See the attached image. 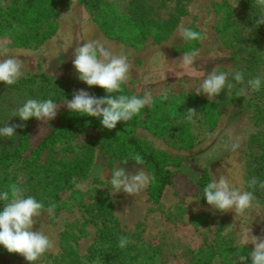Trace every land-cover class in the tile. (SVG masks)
<instances>
[{
	"label": "trees",
	"instance_id": "1",
	"mask_svg": "<svg viewBox=\"0 0 264 264\" xmlns=\"http://www.w3.org/2000/svg\"><path fill=\"white\" fill-rule=\"evenodd\" d=\"M60 1L0 0V36H5L10 45L16 47L41 43L57 29ZM150 1L128 0L125 9L118 11L115 2L110 0H78L103 35L137 50L166 40L179 19L186 14L185 7L190 0H154L161 7L169 4L163 18H153L145 11L152 7ZM217 13L216 33L224 47L233 52L237 70L244 73L245 81L258 75L264 77V24L256 25L260 9L253 6V0H237L235 7L222 0L217 6ZM189 47L188 43H184L179 49L187 51ZM230 81L235 84L232 76ZM121 87L122 92L113 95L130 96L124 86ZM242 87L246 88V84L226 89L213 101L194 94L154 97L151 106L141 109L138 116L127 123L118 122L115 129L108 130L103 128L101 119L72 113L65 105L79 90L101 98L107 96L104 89L89 87L79 79L53 80L43 73L20 77L13 85L0 86V127L5 124L25 125L17 128L13 137H0V170L5 172L18 163L25 180L17 181L14 176L3 175L0 179L1 191L12 183H18L25 190V197L36 198L45 208L54 204L56 211L60 206V193L72 188L73 179L77 182L86 176L94 148L97 147L108 157L120 161L140 154L144 161L140 166L154 177L145 188L146 201L156 205L164 188L172 184L170 168L179 167L185 160L151 148L135 136V125L141 123L151 135L170 140L178 149H189L215 128L220 110L228 103L241 109L250 126L245 179L247 190L251 191L248 188L250 178L255 176L264 182V84L260 91L246 88L245 95L237 97L236 92ZM29 98L52 99L58 105L56 117L50 121L36 118L21 121L19 117H12V113ZM190 108L197 112L191 121L186 119L187 109ZM36 123H43L45 129L37 133L34 128ZM209 182L207 169H200L193 192L199 204L208 205L203 198V188ZM93 194L92 202L82 210L83 220L59 234L61 254L54 264H169L163 244L144 241L139 233H125L112 214L107 194L98 190ZM254 197L264 206V190L257 187ZM87 223L94 228V237L85 253L80 255L77 241L87 236L82 230ZM121 236L134 243L120 249ZM250 252L245 247L222 241L217 246H203L187 252V264H240L239 256H247ZM2 256L14 259L17 254L8 253L0 245ZM245 264H251V259Z\"/></svg>",
	"mask_w": 264,
	"mask_h": 264
},
{
	"label": "rangeland",
	"instance_id": "2",
	"mask_svg": "<svg viewBox=\"0 0 264 264\" xmlns=\"http://www.w3.org/2000/svg\"><path fill=\"white\" fill-rule=\"evenodd\" d=\"M110 1L115 2L118 11H122L128 0ZM224 1L232 7L237 6V0ZM150 3L153 8L146 6L150 9L145 10L150 16L165 17L169 10L168 3L164 7L158 6L154 0ZM221 3L222 0H190L185 7L186 14L179 19L166 40L137 50L103 35L78 0H61L57 7V29L50 37L38 44L16 47L10 45L5 36H0V44L6 46L8 56L22 59L23 76L43 73L53 80L73 81L78 79V73L73 66L75 48L78 44L83 46V42L99 41L114 54L127 57L131 71L123 86L130 96L142 97L145 92H150L152 98L194 94L209 100L206 94H196L202 79L217 67L218 72L229 73L230 81L231 73L237 70L233 52L224 47L216 33L219 19L217 6ZM181 27L200 32L204 39L183 41L179 36ZM184 43L190 45L189 50L179 49ZM193 50L198 51L199 55L193 63V69L185 71L180 67V58L184 52ZM0 86L5 84L0 82ZM220 94L209 101L216 100ZM45 127L43 123H36L34 128L40 133ZM133 132L151 148L185 160L179 167L170 168L173 181L164 188L159 203L155 205L147 202L145 189L135 196L122 190L113 194L109 181L116 168H124L128 174L145 169L134 163L125 164L117 158L108 157L95 147L86 176L69 190L60 193L59 208L52 215L42 212L41 216L35 218L33 231L40 230L48 235L54 247L33 264H54L61 254L58 247L59 234L83 220L82 210L92 202L93 192L96 190L106 193L110 198L112 214L125 233H139L144 241L163 244L169 264H187V252L203 246H217L222 241L251 251L254 249V245L245 241L250 234L264 237L262 204L254 199L253 208L242 215H236L234 211L221 213L210 205L199 204L193 197L196 176L202 168L207 169L210 181H218L219 176L223 175L228 178L232 187L248 191L245 157L250 126L245 114L236 104H226L220 110L215 128L189 149H178L170 140L151 135L141 123L135 125ZM237 140L240 147L232 152L227 145L230 141ZM3 175L14 176L17 181L25 180L18 163H14L5 172L0 170V179ZM2 207L3 202H0V209ZM82 230L87 236L77 241L80 255L85 253L94 237V228L90 223ZM0 264L29 262L17 254L14 259L0 257Z\"/></svg>",
	"mask_w": 264,
	"mask_h": 264
},
{
	"label": "clouds",
	"instance_id": "3",
	"mask_svg": "<svg viewBox=\"0 0 264 264\" xmlns=\"http://www.w3.org/2000/svg\"><path fill=\"white\" fill-rule=\"evenodd\" d=\"M253 6L260 9V17L256 25L264 24V0H253ZM179 36L183 41H198L204 39L200 32L189 28L181 27ZM199 53L196 50L184 52L180 58V67L185 71L193 69V63L197 60ZM0 82L5 85H13L24 75V64L17 56H8L6 46L0 44ZM73 66L78 73V79L89 87H100L107 93L106 97L97 98L89 95L87 91L79 90L73 94L70 101H66L67 109L80 116L96 117L101 119L103 128L113 130L118 122H129L140 114L145 106H151L152 96L150 92L140 96L118 95L113 93L122 92V85L125 84L131 71V65L124 55L114 54L109 48L99 41L83 42L74 51ZM232 80L229 81V73L218 72L217 67L213 68L210 74L201 81L196 94H206L210 99L216 98L225 89L232 90L235 85H245L252 91H260L264 84V77L256 76L245 81L242 71L231 73ZM246 88H239L237 97L245 95ZM58 105L52 99L37 100L29 98L22 106L18 107L12 117H19L21 121H28L36 118L39 121H50L57 115ZM197 112L195 109H187L186 119L191 121ZM25 127L24 124H14L0 127V137H13L17 128ZM227 147L235 152L239 147V141L229 142ZM134 161L137 165L143 164V157L140 154L131 156L130 160L122 161L127 164ZM154 177L146 171L139 170L135 174L126 173L124 168L115 169L109 181L113 194L121 190L130 195H138L152 181ZM76 184V180L72 181ZM77 187L80 185L77 184ZM259 187L264 190V182L253 176L248 181V188L251 191H241L232 187L226 176H219V179L210 181L203 188V198L208 205L218 209L221 213L234 211L236 215H242L246 210L254 207V192ZM0 202H3L0 210V245L8 253H15L33 264L38 261L46 252L53 249L54 243L48 235L37 230L33 231L35 218L41 216L42 212L52 215L55 209L54 204L47 208L32 196L25 197V190L18 183H12L6 190L0 191ZM192 202V201H191ZM251 233V230H250ZM246 243L254 245V249L247 255H240V264H245L251 259V264H264V237H257L250 234ZM134 243L126 236L119 238V248L124 249L127 245Z\"/></svg>",
	"mask_w": 264,
	"mask_h": 264
}]
</instances>
